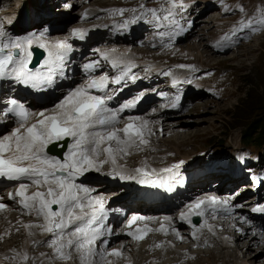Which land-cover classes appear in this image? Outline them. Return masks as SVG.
<instances>
[{
	"label": "snow or ice",
	"instance_id": "snow-or-ice-1",
	"mask_svg": "<svg viewBox=\"0 0 264 264\" xmlns=\"http://www.w3.org/2000/svg\"><path fill=\"white\" fill-rule=\"evenodd\" d=\"M165 3L169 6L148 8L141 4L138 9L120 8L111 12L120 17H124L126 12L131 13L120 24L124 29L138 21L152 23L160 30L161 46L170 48L186 30L176 18L180 15L176 9H186L177 0H165ZM66 6L71 7L70 4ZM235 11H239L242 18L214 47H231L236 43L235 37L241 32L254 35L264 31V6L257 7L253 14H249L243 5ZM83 18H88L87 12ZM87 35L88 31L82 28H74L70 33L72 38L82 41ZM34 47L46 54L39 67L32 64ZM73 51L74 46L68 37L53 40L46 29L14 37L0 23V81H8L42 93L58 89L62 87L58 81L70 78L67 66ZM93 51L99 54L100 59L89 60L81 65L86 79L69 86L51 108L35 109L26 100L15 96L2 101L4 107L0 108V121L10 127L6 133L0 134V179L17 182L15 193H7L8 199L16 202L22 213L42 221H17L26 230L28 237L36 234L34 229H39L42 234L50 237L44 241L33 240V248L43 246L51 249V253H40L38 256L27 249H12V256L6 259H11L14 264H56L57 261L67 264L74 258L79 264H115L116 259L123 256V250L109 248V237L114 233L111 227L106 226L107 197L87 179L86 174L96 172L112 179L135 181L141 185L171 190L185 163L181 160L170 167L157 170L150 167L145 158L140 167L129 170L119 162L130 155L132 149L144 150L149 146L150 138L158 134L154 125L160 122L138 115L123 116L125 112L137 108L143 99V93L118 106H110V102L123 91L129 81L134 83L137 80L133 69L138 65L126 55H116V49ZM101 61L108 63L116 74L110 77L104 71L95 75L101 69ZM176 67L193 73L197 71L194 65L180 64ZM150 70V67L145 68V71ZM163 75L171 76V69L163 72ZM185 82L192 81L188 78H173V86ZM110 84L119 87L109 89ZM159 95L165 97L167 94L161 92ZM180 100L181 96L176 95L170 99L169 104L162 107L177 108ZM50 145L65 151L60 156L51 154ZM151 150L156 151L154 148ZM106 165L110 171L103 172ZM255 179L257 177L254 176L253 180ZM30 187L35 188L31 193ZM0 201H3V196H0ZM8 207L9 205L0 202V211ZM238 207L243 206L233 205L229 198L206 196L186 205L185 211L180 212L179 219L191 225V238L199 241L203 235L202 229L207 228L210 233L215 234L213 226L208 223L209 218L216 219L221 210L224 214L231 215L234 208ZM251 211L264 214V204L252 207ZM193 216L202 218L203 223L194 224ZM151 219L153 218L133 215L127 224L131 227L138 220ZM164 220L170 221L171 218L164 217ZM240 221L250 225L252 223L246 216H241ZM19 230L17 227L16 231ZM160 230L167 235L163 224ZM171 230L177 239H185L175 227ZM235 230L242 235L246 234L242 228ZM149 231L151 229H136L126 234L141 241ZM9 234V231L5 232V235ZM251 235L264 242V228L252 229ZM155 247L163 248L164 245L156 244Z\"/></svg>",
	"mask_w": 264,
	"mask_h": 264
},
{
	"label": "rangeland",
	"instance_id": "rangeland-1",
	"mask_svg": "<svg viewBox=\"0 0 264 264\" xmlns=\"http://www.w3.org/2000/svg\"><path fill=\"white\" fill-rule=\"evenodd\" d=\"M17 1L18 0H0V13L4 12V14L6 15L5 17H7L9 14L14 13L15 11L13 9L17 8L15 7ZM51 1L52 0H49L48 2ZM146 1L150 2L151 4H156L162 0ZM192 1L193 11L191 14L190 28L180 41L179 46H176V50H174L172 53L164 55L163 53L159 54L158 52H156V50L158 49H153L151 51L147 48L150 45L149 41H145L143 45H137L135 43L127 42V40H121V42H123L122 44L115 43L110 47L117 50L116 55H119V53L132 52L135 53L140 59L145 61L148 59H153L157 62L161 61L163 63H166V61H175V64L177 62H181L184 64L185 62L194 63L196 67H199L195 74H200L199 76L201 77V79L199 80L201 85L197 86L198 88L196 92L191 96V98L186 99V101L188 99H192L196 102H193L187 112L183 114L176 115L171 114L170 112V119L168 120V123L176 126H172L171 131L165 132L164 130V133H160L157 131L158 134L153 135L150 138L151 143L149 146L145 147L144 150H136L134 148L131 150L130 155L122 158L123 160H120V163L125 164L129 170L140 167L145 158H147L148 165L152 168H156L157 170L165 167H170L171 165L178 163L181 160L193 164L202 160H206L207 158L212 156H215L216 160L219 163H227V159L229 157L234 155L236 152L241 151L242 147L240 140H244V133L247 130L252 134L253 140L257 139L259 142H261L260 139L264 138V136L262 138H258L259 135L264 134V31H262L261 35H251V37L253 38L247 41L241 42L237 40L235 45L229 49L230 51L220 50L214 47V45L221 38L222 34L223 36L225 34H228L230 29L233 27L232 23L228 21L229 19L227 20L225 19V17H222V14L224 15V13L228 12V5H223V3H221V0H217L214 2L216 4L213 3L214 5L212 4L211 7H207L208 4L205 3L207 0ZM242 1L244 5L253 7V10H255L259 6H264V0ZM69 4L71 5V7L66 6ZM121 5L122 3L120 1L115 0H63L62 4L56 7V9H59V11L61 12L60 16L57 19L58 26L64 28V31L58 32L53 29L54 31L52 30L50 34L66 33L64 35H70L72 28H81V25L89 24V22L87 21L79 20V17L83 12L101 8V10H109L112 8H119ZM47 13L48 15H51V18L48 19V22L56 21L53 20L52 13L49 12V10H47ZM28 16L31 18L32 22L36 21L37 18L42 19L44 22H46L44 16H42V11H39V13H36V11H34ZM183 19L184 18L178 19L181 24L183 22ZM205 19H212V21L214 22H212L213 26H210V28H208L206 31L204 30L205 22H201ZM108 21L110 20L105 19L102 22L107 23ZM21 28V33H25L26 31L28 32V34L32 32H39L36 30V27H30L27 29H24L23 27ZM203 30L204 33L202 32ZM99 33L104 37L109 36V33H106V30H101L99 31ZM195 39H197V41L200 39L199 41H201L203 44V46H201L200 48L203 54H200V57H197L196 55V53L199 52V46L193 44V42H195ZM194 46L195 51L192 52V48H194ZM169 49H172V47H170ZM130 60L134 62V59ZM174 77H179V74L174 75L171 79H173ZM47 108L51 107L48 106ZM164 110L166 109H150L141 116L150 114L154 117L152 118V120L156 121V117L159 111H161L162 113V111ZM211 117L213 119H211ZM194 119H197L196 123L193 122ZM182 121H188L187 127L177 125ZM255 123L257 124L258 128L256 131H252V126ZM156 125L157 124L154 125V130H157ZM185 132L187 134L190 133L191 135H189L188 138L186 137L185 139H182L185 136ZM255 145H258L259 147L264 146V141H262L260 144L255 142ZM153 148L156 149V151L150 150ZM253 158H256V156H246V154H243L242 160L249 161ZM105 167L107 168V165ZM254 170L256 173L261 174L264 172V165H261ZM186 171L190 172L191 170L189 169ZM212 175H215V177L213 178L214 180L213 182H208V184L216 183L217 185L215 187H228L226 185H228L229 179L226 175ZM218 177L220 179L216 180V178ZM223 179L224 181H221ZM100 185L103 186L104 190L106 185ZM241 187L242 188L240 189L242 190V194L246 197V191L253 188V186L248 183H242ZM232 189H236V185H233ZM192 193L196 194V192ZM261 196H264L263 191H260L257 195V197ZM224 197L229 198V196H223V198ZM195 198H197V195H195L194 200ZM255 198V196L250 197V199L243 202L247 203L251 200H254ZM229 199H231L230 201H232L233 205H238V202L240 201V199L238 198L236 200H232V198ZM244 211L245 210L235 211L236 213L234 214V221L236 222H234V225L236 226V228L241 227L244 233L249 232L248 234L242 235L241 233L237 232L235 228L230 229L232 219L221 223H213V229L218 228L217 230L219 231V234L217 235V233H215L213 235V237L215 238L214 240L207 238V241L209 242L208 250L205 251L202 248L199 250L197 248L190 247L188 243L185 242V244L181 246L183 248L188 247L194 250L190 253L187 252L189 254L193 253V255H189L190 257H188L187 253H185L186 259L179 262L178 260L181 258V256L176 252L175 247L164 246L163 248H158L157 251H162V253L166 256L162 257L160 256V253L155 252L154 255L150 258V261L157 258L158 260L151 263L175 264L178 262L179 264H264V243L260 244L259 247L258 245L251 246L249 252H247V249L243 248L239 244V240L235 241L232 245L229 246L225 243V238L228 234H230L231 236L235 235L240 239L250 238L248 236H251V231L254 228L248 224L241 223V216H239V214H244ZM150 216L153 219L158 217L154 213H151ZM164 217L169 216L167 215L160 217V227L163 224L164 228L167 229L168 224L177 225L175 221H165ZM17 220L19 219L14 217L13 220H9V224ZM0 223H3V221H0ZM147 227L148 229L158 228V226H152L151 224H149V222H147ZM114 228L115 226H113V235H116ZM8 231L11 234V229L9 227ZM10 234H4L2 239H0V242H2L7 238L3 241V243L5 244L6 249H10L8 251H11L16 246L18 247L17 250L26 249L27 241L29 242L30 237H28L24 228H20L19 232L15 231V233L11 235ZM151 238L154 239L155 234H152ZM120 242L122 246L126 244L125 247L121 248L122 250L124 249L121 260L123 263L124 257L128 255L130 256L132 252L129 251L128 243L122 241ZM143 242L144 241H139L138 243L141 244ZM134 244L132 245L133 247L136 246ZM248 253H250V255H248ZM260 255L261 257L258 260H253L254 256ZM139 257L140 252L136 254V258L139 259ZM126 263L131 262L129 260H126Z\"/></svg>",
	"mask_w": 264,
	"mask_h": 264
},
{
	"label": "bare ground",
	"instance_id": "bare-ground-1",
	"mask_svg": "<svg viewBox=\"0 0 264 264\" xmlns=\"http://www.w3.org/2000/svg\"><path fill=\"white\" fill-rule=\"evenodd\" d=\"M29 1H33L32 3H31V6H30V8L32 9V10H30L28 7H26V9L27 10H30L29 11V14L28 15H30L32 12H34V11H36V13H39V11H42V9H45L46 7H42V5L38 2V0H29ZM62 1L63 0H52L51 2H47L46 3V5H50V7L47 9V10H49V12H51L52 13V18H53V20H56V25L58 26V22H57V19H58V17L60 16V11H59V9H56V7H58V6H60L61 4H62ZM94 1V0H93ZM92 3V2H91ZM95 3V2H94ZM80 4V3H79ZM18 8V7H17ZM47 10H46V12H47ZM15 13V12H14ZM14 13H12V14H9L7 17H6V19L4 20V22H3V24H4V26H11L14 22H16L17 24H19L20 23V21H19V18L18 17H14L13 19H11L13 16H14ZM23 16H25L24 14H23ZM54 17H55V19H54ZM11 19V20H10ZM213 19V18H212ZM212 19L211 20H203V21H201V22H205V26H204V30L206 31L208 28H210V26H213V24H212ZM9 21H11V23H9ZM214 23V22H213ZM16 24V25H17ZM75 24V23H74ZM201 24V23H200ZM64 28H62V27H57V28H55V30L56 31H58V32H63L64 30H63ZM13 30L15 31V32H17V33H21V30H22V28H21V26H16V27H14L13 28ZM204 30L202 31L203 33H204ZM54 31V30H53ZM94 31H97L95 28H94ZM202 33V34H203ZM68 34V33H67ZM99 35L101 36L102 34H100L99 33ZM200 35V34H199ZM96 36H93V37H91V39H94ZM97 37H98V35H97ZM203 38V37H202ZM200 40V39H199ZM197 41V39H195V42H193V44L194 45H197V46H199V48H198V53H196V55H197V57H200L203 53H202V51L200 50V48H201V46H203V44H202V42L201 41ZM191 45H192V43H191ZM125 46V45H124ZM75 48V47H74ZM81 49V48H80ZM74 51H76L75 49H74ZM193 51H195V46H194V48H192V52ZM192 54V53H191ZM201 54V55H200ZM204 59V58H203ZM171 80H173V79H171ZM202 105V104H201ZM42 109V108H41ZM163 110V109H162ZM171 112V111H170ZM168 114H169V111L168 110H164V111H162V113H161V111H159V113H158V115H157V117H156V121H159L160 123H158L157 125H156V131H158V132H160V133H164V130H165V132H167V131H171V127L172 126H176V125H171L170 123H168L169 121V119H170V117L168 116ZM156 115V114H155ZM177 115V114H176ZM144 117H146V118H148V119H150V120H152V118H154L153 117V115H150V114H147V115H145ZM206 117V116H205ZM198 119V118H197ZM196 119V120H197ZM200 119V118H199ZM204 119H206V118H204ZM211 119H213L212 117H211ZM195 119H194V121L193 122H197ZM202 120V119H201ZM179 121V120H178ZM181 121V120H180ZM172 123V122H171ZM177 123V122H176ZM175 124V123H174ZM177 125H181L182 127H187V125H188V121H185V122H181V123H178ZM123 126V125H122ZM176 128V127H175ZM184 130V129H183ZM178 133V132H177ZM176 133V134H177ZM180 134V133H179ZM189 135H191L190 133H186L185 132V136L182 138V139H185L186 137L188 138V136ZM159 136V135H158ZM161 137V136H160ZM181 137V136H180ZM179 138V137H178ZM177 138V139H178ZM137 150V149H136ZM151 150V149H150ZM128 159V158H127ZM133 159V158H132ZM123 160V159H122ZM120 162V161H119ZM158 166V165H157ZM109 169V168H108ZM186 172H189V171H186ZM101 176H102V174H101ZM226 176H227V178L229 179V183H228V185H230L231 183H235L236 182V179H230V177H231V175H230V173H227L226 174ZM209 177H210V180H211V182H213V178L215 177V175H209ZM220 178L218 177V178H216V180H219ZM243 179V178H242ZM239 180H241V179H239ZM221 181H224V179L223 180H221ZM238 181V180H237ZM124 183H121L120 185H123ZM224 184V183H223ZM226 184H227V182H226ZM137 186L136 187H140L141 185H139V183L138 184H136ZM235 186V185H234ZM99 188L100 187H102L103 188V186H98ZM176 187H179V190L177 191V195H179L180 193H182V192H184V191H186L187 189H188V187H185L182 183H181V181H180V179L178 178V177H176L175 178V183H173V185H172V188L175 190L176 189ZM232 187H233V185H231V186H228V187H224V188H222L221 186H217V187H215V189H214V191H217L218 189V192L220 191V192H223V193H229V192H231V189H232ZM221 189V190H220ZM197 193V192H196ZM201 193H204V192H201ZM189 195H191V196H195L196 194H193L192 192H190L189 193ZM211 195H215V196H217L218 198H222L221 196H219V195H217L216 193H208V195H206L205 193H204V195H199L197 198H203V197H206V196H211ZM262 197V196H261ZM197 198H195V199H197ZM224 198H227V197H224ZM231 200V199H230ZM235 202V201H234ZM231 203H232V201H231ZM233 204V203H232ZM236 204V203H235ZM155 210H149V214H151V213H153ZM235 211H241V210H239V209H237V208H234V210H233V213H232V216H234V214L236 213ZM4 215H6V216H10L11 217V215L10 214H8V213H5ZM235 217V216H234ZM234 217H232V220H231V222H232V224L230 225V229L231 228H236V226L235 227H233L232 225H234V222H236V221H234ZM226 220H227V218H225ZM255 219L258 221V222H264V217H262V216H260V215H255ZM110 221L112 220L111 218L109 219ZM238 220V219H237ZM18 221V220H17ZM16 221V222H17ZM22 221H24V220H22ZM240 222V221H239ZM147 224V223H146ZM249 225V224H248ZM113 226H115V222L113 223ZM221 226H222V224H221ZM260 226H264V224H261V225H257L256 226V228H254V229H256V230H259L258 228L260 227ZM238 228H241V227H238ZM218 229V228H217ZM224 230V229H223ZM6 231H8V226L4 223V221H3V223H0V237H3L4 236V234H5V232ZM249 233V232H248ZM248 233H246V234H248ZM115 235H112L111 237H110V239H112V237H114ZM224 236V235H223ZM239 237V236H238ZM248 237H250V238H244V239H240V238H237L235 235L233 236H231L230 234H228V235H226V238H225V243H226V245H232L235 241H237V240H239V244L243 247V248H246L247 249V252H249V250L251 249V246H257L258 245V247L260 246V244H263L264 242H261L259 239H258V237L257 236H254V235H251V236H248ZM123 242V241H122ZM121 243V242H120ZM122 245V244H121ZM126 245V244H125ZM125 245L123 246V247H125ZM190 246V245H189ZM240 246V247H241ZM127 247V246H126ZM237 247V246H236ZM257 247V248H258ZM119 248H122L121 246L119 247ZM239 248V247H238ZM245 249V250H246ZM261 249H262V247H261ZM124 250V249H123ZM264 250V249H263ZM237 252V251H236ZM250 252H252V251H250ZM248 255H250V253H248ZM248 257V256H247ZM261 257V255L260 256H254L253 257V260L254 259H259ZM157 258V257H156ZM252 258V257H251ZM262 261V260H261ZM264 261V260H263ZM248 262V261H247Z\"/></svg>",
	"mask_w": 264,
	"mask_h": 264
},
{
	"label": "trees",
	"instance_id": "trees-1",
	"mask_svg": "<svg viewBox=\"0 0 264 264\" xmlns=\"http://www.w3.org/2000/svg\"><path fill=\"white\" fill-rule=\"evenodd\" d=\"M257 128H258L257 124H256V123L253 124V126H252V131H256ZM263 129H264V128H263ZM244 134H245V138H244V140H245L246 142H248V143H250V142H254V143L257 142V143L260 144L262 141H264V138H262V137L264 136V134L258 136V138H262V139H260L261 142H259L257 139H256V140H253V139H252V134H251L250 132H248V130H247Z\"/></svg>",
	"mask_w": 264,
	"mask_h": 264
}]
</instances>
